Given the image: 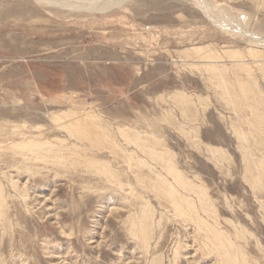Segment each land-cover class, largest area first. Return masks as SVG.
Wrapping results in <instances>:
<instances>
[{
  "label": "rangeland",
  "instance_id": "rangeland-1",
  "mask_svg": "<svg viewBox=\"0 0 264 264\" xmlns=\"http://www.w3.org/2000/svg\"><path fill=\"white\" fill-rule=\"evenodd\" d=\"M54 2L0 0V264H264V0Z\"/></svg>",
  "mask_w": 264,
  "mask_h": 264
},
{
  "label": "bare ground",
  "instance_id": "bare-ground-1",
  "mask_svg": "<svg viewBox=\"0 0 264 264\" xmlns=\"http://www.w3.org/2000/svg\"><path fill=\"white\" fill-rule=\"evenodd\" d=\"M38 1H44V0H38ZM48 3H52L54 1H51V0H46ZM58 1V0H57ZM129 0H98V1H91L89 2L88 0H61V3H63V6L65 8H67L68 10H71V11H82V12H92V13H105L107 11H110L114 8H122L123 7V3L127 2ZM55 3V2H54ZM46 4V3H45ZM58 4V3H57ZM201 5V3H199ZM216 22V21H215ZM218 22V21H217ZM224 24V23H223ZM218 25H220L218 23ZM254 40V38H253ZM201 51V50H200ZM199 51V52H200ZM207 51V50H206ZM196 52V51H195ZM257 52V51H256ZM197 53V52H196ZM250 53H253L254 52H250ZM216 54V53H215ZM205 55V54H204ZM212 55H213V52H212ZM254 56H256L254 54ZM259 57L261 56V54L258 55ZM257 57V56H256ZM214 58V57H213ZM212 58V59H213ZM254 58V57H253ZM205 59V58H204ZM211 59V60H212ZM216 59V58H215ZM207 60V59H206ZM210 61V60H209ZM212 61H215L214 59ZM208 62V61H206ZM218 62V61H217ZM210 63V62H209ZM211 64V63H210ZM209 65V64H208ZM223 67V66H222ZM206 68L208 70H215L217 72H220L222 73V69H219V67L217 66H214V65H209V66H206ZM263 68V67H261ZM209 72V71H208ZM245 87V86H243ZM249 98V97H248ZM254 112V111H253ZM259 115V114H258ZM264 115V114H262ZM261 115V117H262ZM254 116L256 117V113L254 114ZM67 117V116H66ZM259 117V116H258ZM257 118V117H256ZM256 120H260V119H256ZM263 122V121H262ZM260 123V121L258 122ZM93 124V123H92ZM74 125V124H72ZM82 125V124H81ZM71 127V126H68V128ZM75 127V126H74ZM81 127V126H80ZM87 127H90L87 125ZM85 127L86 129H84L83 131L81 130V132L78 133L79 137H86L87 139H89V137H91L90 135V129ZM94 130V129H93ZM79 131V130H78ZM126 133V132H125ZM95 135V134H94ZM101 137V136H100ZM92 139V138H91ZM111 166V165H110ZM131 184V183H130ZM124 191V190H123ZM145 229V227L143 228ZM144 233V232H143ZM219 237V236H218ZM217 237V238H218Z\"/></svg>",
  "mask_w": 264,
  "mask_h": 264
}]
</instances>
